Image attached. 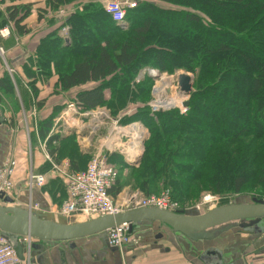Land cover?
I'll list each match as a JSON object with an SVG mask.
<instances>
[{"label": "trees", "instance_id": "trees-1", "mask_svg": "<svg viewBox=\"0 0 264 264\" xmlns=\"http://www.w3.org/2000/svg\"><path fill=\"white\" fill-rule=\"evenodd\" d=\"M152 1L171 8L139 0L126 12V24L117 25L105 13L104 0H0L6 13L0 14V30L12 24L8 36L0 37V48L13 71L0 77V104L13 96L17 104L18 84L26 110L39 112L46 104L37 99L35 85L54 77L52 94L68 93V99L51 106L29 138L45 142L51 161L66 160L68 172L76 173L85 169L88 154L74 134L50 135L63 103L73 102L79 113L98 108L119 113L128 102L139 101L144 91L150 92V77L134 82L141 70L185 71L192 74L193 84L184 113L177 108L152 113L146 103L126 120L136 118L149 132L138 167L105 153L107 162L125 173L108 193L115 198L123 188H134L128 179L137 171L134 186L139 191L151 195L160 187L169 188L176 201L193 185L214 194H238L248 185L264 190V0ZM63 7L68 13L49 22L52 30L24 57L21 73L15 71L7 51L16 46L15 38L26 34V20L32 13L40 18ZM66 26L68 43L59 34ZM232 109L237 119L229 118ZM124 118L114 119L129 124H123Z\"/></svg>", "mask_w": 264, "mask_h": 264}, {"label": "crops", "instance_id": "crops-1", "mask_svg": "<svg viewBox=\"0 0 264 264\" xmlns=\"http://www.w3.org/2000/svg\"><path fill=\"white\" fill-rule=\"evenodd\" d=\"M39 5L42 7V4ZM63 9L66 10L68 8L63 7ZM58 10L47 11L40 18L36 17V13H32L26 20V34L20 38H15L16 46L7 51V57L15 71L21 73L24 57L33 51L39 38L52 30L51 28L53 27H49V22L52 19L57 21L59 18L57 16ZM32 16L34 17L31 18ZM29 19L35 20L38 27L40 25L42 27L35 29V31L29 30L32 28V25L28 22ZM61 31L62 29L60 33ZM8 69L6 64L5 67L0 64V77L4 71L8 72ZM19 75L18 77L20 78L21 75ZM20 82L25 90L26 97L32 101L33 95L27 88L26 82H23L22 79ZM55 82L56 80L53 77L48 82L36 83L35 86L38 90L37 99L45 100L46 105L39 112L31 108L28 113L43 118L50 113L51 106L68 99V93L64 95L52 94ZM90 86L87 85L85 88ZM2 108L4 111L2 115L3 122H0V166L9 157L15 158L17 162L12 178L14 187L10 194L13 204L9 206L29 210V204L35 205L37 206L36 209H30L29 211L40 219L59 224L75 223L76 221L73 222L72 218L67 219L58 213L60 203L66 196V182L48 167L46 156L49 157V155L44 153L45 143L41 146L35 137L36 139L34 138L33 140L34 149H31L29 143H27L29 134L26 136L23 130L16 128V117H10L3 105ZM35 125L36 121L34 120V125L30 128L31 134H36ZM60 127L63 129L62 126ZM32 130L35 131L32 132ZM54 131H57V129L55 128ZM60 135L64 136L66 132H61ZM64 163H67V161ZM30 172L45 174V185L40 188L33 187L29 191L27 182ZM140 223L133 226L132 234H134H131L133 237H137L138 233L136 232H139L138 243L129 242L121 248L108 246L106 232L74 241L32 240L29 249L27 244L20 241L19 237L11 236L10 239L14 247L21 248V259L18 264H240L237 261L240 257L239 252L244 247V243L248 241L247 239L245 240L244 237L246 236L244 235L242 237L235 234L222 236V234L218 233L208 240L194 242L180 234H172L165 228L166 231L161 233L162 236L160 238H157L158 234H155L154 239H152L153 237L150 234L140 231L143 229L142 226H138ZM33 244L36 245V248L32 247Z\"/></svg>", "mask_w": 264, "mask_h": 264}, {"label": "built area", "instance_id": "built-area-1", "mask_svg": "<svg viewBox=\"0 0 264 264\" xmlns=\"http://www.w3.org/2000/svg\"><path fill=\"white\" fill-rule=\"evenodd\" d=\"M136 7L137 2L135 0H109L104 1L103 4L105 13L109 15L112 21L117 25H125L126 12L135 9ZM66 13L67 11L61 8L58 10L57 16L63 18ZM8 34L9 31L6 27L0 30L1 38H6ZM61 37L65 41L69 40L67 26L62 28ZM3 53V50L0 48V55L3 56ZM8 73L12 74L13 72L11 69H8ZM144 74H148V76L151 77L159 75L157 71L154 70L140 71L134 82L138 83ZM177 76L178 75H176V78ZM159 80H161V76H159ZM157 82L158 81H156V86L158 84ZM168 85V89L163 91L160 98L155 95V86V90L152 92L153 99L150 103L152 113L168 110L170 108H177L181 114L186 111V108L182 106L186 98L181 95L178 84L176 85V88L178 89L177 94H179L178 99L180 101L183 100V102L168 106L163 104L162 100L169 98L168 91H174L170 79ZM172 93L175 94V92ZM64 113H68V115ZM94 114L97 115V117L93 116ZM91 116L93 128H96L98 124L101 125L104 121H110L107 139H112L115 142V145H121L122 138H125L136 139V145L138 146V144H140L141 147L142 142L146 138V130L144 127L139 124H133L131 126L126 125L128 127L124 126L122 128L118 125L116 120L110 119L105 108H98L94 111L79 113L77 112L75 105L71 103L60 113L58 122H60L59 125L63 127L64 132L71 127V119H76L78 122H81V120H85L87 117L91 118ZM130 131H132V133L129 135ZM39 144L43 146L44 142H39ZM46 160L50 165V170L66 182V199L58 208V213L67 219L79 218L80 220L88 221L104 216H113L129 210L145 208H155L172 213L184 211L181 208L180 203L172 198L168 189H163L158 194L151 195H145L139 190H123L113 198L108 193V190L114 185L118 178L119 167L116 164L108 163L105 154L100 155V153H97L96 156H93L88 160L83 171L76 173L68 172L67 163L63 162L59 165L54 164L48 156H46ZM16 166L17 162L13 157H9L0 166V194L10 196L14 187L12 178ZM45 177V174H34L30 172L27 182L28 190L30 191L33 187L40 188L45 185ZM207 202L208 198H203V201L195 205L193 210L199 212L202 211L203 206ZM36 207L37 206L35 205H28L29 210L36 209ZM19 238L21 242L27 244L28 249L31 247V238ZM106 240L108 246L112 248H121L129 242L133 244L138 243L137 238H131L128 234V227L126 224L109 229L106 232ZM19 262L20 258L15 252L13 243L6 241V239L0 235V264H18Z\"/></svg>", "mask_w": 264, "mask_h": 264}, {"label": "rangeland", "instance_id": "rangeland-1", "mask_svg": "<svg viewBox=\"0 0 264 264\" xmlns=\"http://www.w3.org/2000/svg\"><path fill=\"white\" fill-rule=\"evenodd\" d=\"M145 1H147L151 4H154L156 7L163 9V10L171 8L166 3H162V2H158V1H152V0H145ZM0 14H2L3 17L6 14L5 9L2 6V4H0ZM47 15H49V14H47ZM33 17L34 16H32L31 18H33ZM30 19L28 22L30 23V25H32V28H30L29 30L35 31V29L37 30V29H40L42 27V25H40V27H38V24H36L35 20H30ZM56 22L57 21H55V23ZM11 26H12V24L9 23L8 28L11 29ZM5 63L6 62H5L4 57L0 55L1 66L5 67ZM144 70H155V69H143L141 71H144ZM155 71H157V70H155ZM157 73H159V72L157 71ZM169 73L170 72L159 73L157 79L152 80L153 84L151 85L150 92L144 91V95L139 98V101H132V102L130 101L131 103L128 102V104L123 108V110H121V112L115 113V114L111 113V115H110L109 111L106 110L108 112L110 119L116 120L118 123V120L114 119V118L115 117L119 118V116H124L125 118L123 119V124L129 123L127 125H130V126L133 124L142 125L141 123H139V120H137L136 118L132 119L130 121H126V120L134 117V115L136 114V111L142 110L145 107L146 103L150 107V103L153 99L152 98V92H153V90H155L156 81H158L157 82L158 84H160L161 81H163V82L166 81L167 85L164 88H167L169 86L168 84H169V79H170L171 86L174 87V91L169 90L168 95H170L171 98L173 100H176V101L171 102V103H166V99H163L162 102L164 105H167V106L168 105H175L179 100L178 99L179 94H177L178 89L176 88V85H177L176 84V80H177L176 75H178V74L180 75L182 73L189 74V76L191 77L192 84H193V76H192V74L187 73L185 71H178V72H175L173 74H169ZM159 76H161V80H159ZM17 86H19V85L17 84ZM17 86L14 87V95H15V98H17V100H18L17 104L11 100V99H14V96H13L11 99H10V97H6L5 98L6 100L3 103V105L6 109V111L9 113L10 117H13V118L16 117V121H15L16 122V128L23 130V132H25V134L27 136V134H31L30 128H31V126L34 125V120L37 122L40 119V117L38 115H31L30 113H28L29 110H26L27 104L21 102V100H20L21 93L19 94V90H18V88L20 89V87L17 88ZM172 92H175V94H173ZM162 93H163V91L158 92V95L161 97ZM148 94L150 95L149 102H147V100H148L147 95ZM10 102L12 103V106H11ZM182 102H183V100H182ZM71 103H73V102L68 101L65 104L63 103L64 107L60 111V113ZM180 103H178V104H180ZM13 104H15V106H13ZM233 108H235V107H233ZM0 110H1L2 115H3L4 110H3L1 104H0ZM12 111H14V112H12ZM230 112L231 113L229 114V118L231 120H233L234 118H236V113L233 111V109ZM60 113L56 117L54 125L52 126V129H51L50 135L62 136V135H60V133L63 132V129L59 125L60 122H57V119L59 118ZM64 114L68 115V113H64ZM93 116L97 117V115H95V114ZM91 119H92V116H91V118L87 117L85 120H81V122L79 121V123L77 121L78 124L76 126L72 125V122L74 119H71V126L74 127L73 130L72 131H67V130L64 131V133L66 132V135L74 134L75 142L80 146L81 151L83 150L82 152L88 154V155H86L88 157V159L93 157V156H96L97 153H100V155L101 154L104 155V153H106V152H110L111 154L120 156V158H122L123 160H127V161L129 159L130 160L136 159L140 154H141V157L143 156V152H144V148H145L144 145L149 138L148 129H146L143 125L142 126L146 130V138H145V140L143 142V146L141 148L140 144H138V141H137L138 146L136 145V143H135L136 139L122 138L121 145H115V142L112 139H109V140L107 139L108 130L110 128V121H104V123H102L101 125L98 124L96 128H93L92 127L93 121H91ZM62 120L65 121L64 119H62ZM75 124H76V122H75ZM118 125L121 126L122 128L124 126H126V125H120V124H118ZM64 126H65V124H64ZM126 127H128V126H126ZM55 128L57 129V131H54ZM32 132H33V130H32ZM131 133H132V131L129 132V135ZM28 139L29 140L27 141V143H29V147H31V149H34L33 139H31V138H28ZM140 148H141V150H140ZM44 151H45L44 153H47L46 149H44ZM134 152H136V153H134ZM133 154H137V155H133ZM63 162H66V161H61L60 164H62ZM54 164H56V163H54ZM57 165H59V164H57ZM138 165L135 166V168L138 167ZM121 171H122V169L120 170V173H119L120 179H122L123 176L125 175V173H123ZM137 174H138V171L135 173H130L129 178H131V179H128V182H131V180H132V185H133L132 187H134V188H130L128 186L125 189L123 188L124 190H128V191L138 190L137 187L134 186V183H135L134 180H136ZM193 187H196V186L193 185ZM193 187H191V189L188 190L186 193H183L184 194L183 197H181V199L178 201L180 203L181 208L184 210L183 211L184 214H186V215H197L199 213L201 214L202 212L203 213L206 212L208 209L220 207V206H224V205H229V204L251 203L253 200L264 201V190H262L259 185H256V186L248 185V186L244 187L242 189V191L239 192L238 194H227V193H225V194H214L213 192H211L209 190L197 191ZM160 188L161 189L159 191L164 189L163 187H160ZM166 188H168V187H166ZM205 197L208 198V202L205 203V205L202 208V211L199 212V211L193 210L194 206L201 203L203 201V198H205ZM72 219H73V222L76 221L75 223L84 222V220H80L79 218H72ZM245 222H247V221H245ZM240 223H243V222L231 223L230 225H225L223 227H219V228H216L213 230H219V229L224 228L226 226H234L231 229H229L227 232L220 233V234H222V236L227 235V234L228 235L229 234H235V235H238L239 237H242L243 235L246 236L244 238H245V240L247 239L248 241L246 243H244V247L242 248V250H240V252H239L240 257L237 261H239L240 264H264V218L260 219L257 224H255L251 227L240 228L239 226H237ZM138 226H142L143 229H141L140 231H144V232L150 234V236L153 237L152 239H154L155 234H161L163 232L165 233V231H166L158 223H153V222L140 223V225H138ZM136 233H138L137 237L139 238V236H140L139 232H136Z\"/></svg>", "mask_w": 264, "mask_h": 264}, {"label": "water", "instance_id": "water-1", "mask_svg": "<svg viewBox=\"0 0 264 264\" xmlns=\"http://www.w3.org/2000/svg\"><path fill=\"white\" fill-rule=\"evenodd\" d=\"M177 84L183 97H189L192 92V81L189 74L182 73L177 77ZM188 100L183 107H188ZM1 111V110H0ZM0 122H3L2 112ZM73 126H76L74 121ZM73 126L69 131L73 130ZM141 154L134 160L126 161L130 167L140 163ZM8 206H3L2 204ZM13 199L0 194V235L11 242L9 236L29 237L38 241H74L94 234L106 232L116 226L126 224L128 233L140 222L158 223L172 234H180L191 241L208 240L215 234L227 232L234 226H226L235 222L240 228L251 227L264 218V201L253 200L251 203L229 204L213 208L197 215H186L183 212H167L155 208L129 210L113 216H104L80 223L59 224L38 218L29 210L9 206ZM247 221V222H245ZM162 235L158 234L157 238ZM36 248V245H32ZM15 252L21 259V248L15 247Z\"/></svg>", "mask_w": 264, "mask_h": 264}, {"label": "bare ground", "instance_id": "bare-ground-1", "mask_svg": "<svg viewBox=\"0 0 264 264\" xmlns=\"http://www.w3.org/2000/svg\"><path fill=\"white\" fill-rule=\"evenodd\" d=\"M167 85V82L166 81H161L160 82V84H157V87H156V92H155V95L158 97V98H160V96L158 95V92H161V91H164L165 89H167V88H164L165 86ZM176 100H173L172 98H171V96L169 95V98L168 99H166V103H171V102H175ZM180 102H182V100L180 101V100H178V102L176 103V104H178V103H180ZM75 120V121H74ZM73 121H74V123L76 122V124H77V120L76 119H74ZM133 153V152H132ZM131 153V154H132Z\"/></svg>", "mask_w": 264, "mask_h": 264}]
</instances>
